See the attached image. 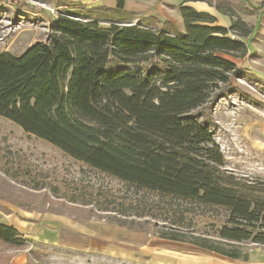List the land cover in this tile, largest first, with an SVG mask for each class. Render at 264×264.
Masks as SVG:
<instances>
[{
	"label": "trees",
	"instance_id": "1",
	"mask_svg": "<svg viewBox=\"0 0 264 264\" xmlns=\"http://www.w3.org/2000/svg\"><path fill=\"white\" fill-rule=\"evenodd\" d=\"M195 1L229 16L260 9L245 0H185L182 27L140 15L141 23L103 28L79 15L119 17L126 0L71 7L49 25L47 41L21 54L0 53V116L94 169L166 197L173 223L202 209L223 216L208 235L173 228L161 237L248 261L240 245H264V181L225 168L211 108L241 75L237 60L251 53V30L234 21L218 25L186 4ZM30 241L0 223V264Z\"/></svg>",
	"mask_w": 264,
	"mask_h": 264
},
{
	"label": "rangeland",
	"instance_id": "2",
	"mask_svg": "<svg viewBox=\"0 0 264 264\" xmlns=\"http://www.w3.org/2000/svg\"><path fill=\"white\" fill-rule=\"evenodd\" d=\"M184 2L126 0L127 11L119 17L103 13L79 16L97 19L103 28L112 23H141L140 15H155L182 27L180 6ZM92 4L0 0V53L21 54L36 41H47L49 25L71 7H109L106 3ZM188 4L195 8L207 5L218 25L230 22L231 26L234 21L246 23L251 30L247 38L251 53L237 60L241 75L233 79V90L213 103L211 112L214 137L225 156V168L247 179L264 181V11L258 19L256 15L241 13L225 15L202 1ZM179 203L184 208L191 205L187 201ZM167 204L166 197L94 169L0 116V214L7 215L5 220L54 219L63 229L86 225L95 236L108 230L111 238L107 250L33 241L28 245L30 254L33 250L39 254L29 256L33 264H263L264 245H240L249 252V260L242 261L161 237L162 232L171 233L173 228L192 235H208L213 233L212 224L224 221L223 216L202 209L186 215L182 224L173 223L175 217L167 213ZM115 228H119V233ZM80 237L76 232L70 241Z\"/></svg>",
	"mask_w": 264,
	"mask_h": 264
},
{
	"label": "crops",
	"instance_id": "3",
	"mask_svg": "<svg viewBox=\"0 0 264 264\" xmlns=\"http://www.w3.org/2000/svg\"><path fill=\"white\" fill-rule=\"evenodd\" d=\"M60 1L65 5H76V4H90L95 3L97 5L100 4H107L109 7H115L116 6V0H56ZM247 2V5L259 9L256 13L252 14L256 15L258 19L262 15V12L264 11V0H245ZM188 4V3H187ZM191 5V4H190ZM205 4H200L199 8H196L199 11H204L207 13L209 12V9L206 7ZM207 8V9H206ZM226 15V14H225ZM230 23V22H229ZM222 25L223 27H230V25ZM249 38V37H248ZM251 52V48H250ZM6 214H0V223H5L9 225L15 226L19 231H21L25 237L29 238L31 242L33 241H39L43 244H75L78 247L82 249H90L92 248H98L101 250H107L108 247L111 245V238L107 235V231L105 234H96L95 236L89 228L85 226H79V228H76V226L71 225L70 227L63 229L62 226L60 227L58 222L54 219H48L43 218L40 222L33 221V219H37L36 217H28L25 220L22 219H9L5 220ZM32 220V221H31ZM108 229V228H106ZM117 233H119V228H115ZM81 234L80 239L75 240L74 238L70 241V236L74 233ZM88 239V240H87ZM119 242V241H118ZM119 244V243H118ZM116 244V245H118ZM29 245V244H28ZM30 247L28 246L27 249L17 252L13 258L11 259L10 264H27L29 260L30 254ZM261 262L264 264V260H261Z\"/></svg>",
	"mask_w": 264,
	"mask_h": 264
}]
</instances>
